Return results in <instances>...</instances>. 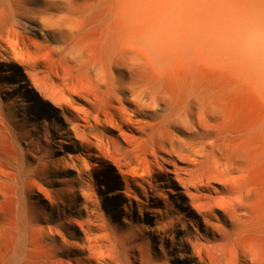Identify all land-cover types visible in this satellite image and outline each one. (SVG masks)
I'll return each mask as SVG.
<instances>
[{
    "label": "bare ground",
    "instance_id": "6f19581e",
    "mask_svg": "<svg viewBox=\"0 0 264 264\" xmlns=\"http://www.w3.org/2000/svg\"><path fill=\"white\" fill-rule=\"evenodd\" d=\"M0 264H264V0H0Z\"/></svg>",
    "mask_w": 264,
    "mask_h": 264
}]
</instances>
